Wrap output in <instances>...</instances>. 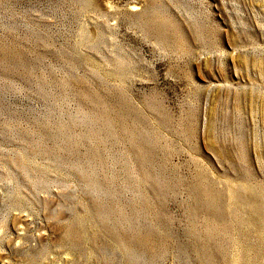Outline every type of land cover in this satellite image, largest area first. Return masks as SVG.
Masks as SVG:
<instances>
[{
    "label": "rangeland",
    "instance_id": "obj_1",
    "mask_svg": "<svg viewBox=\"0 0 264 264\" xmlns=\"http://www.w3.org/2000/svg\"><path fill=\"white\" fill-rule=\"evenodd\" d=\"M0 264H264V0H0Z\"/></svg>",
    "mask_w": 264,
    "mask_h": 264
}]
</instances>
